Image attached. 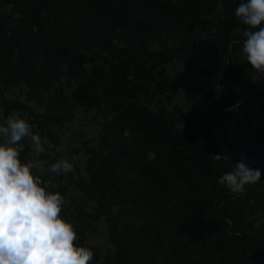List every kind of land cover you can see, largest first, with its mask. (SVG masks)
<instances>
[{"label":"trees","instance_id":"obj_1","mask_svg":"<svg viewBox=\"0 0 264 264\" xmlns=\"http://www.w3.org/2000/svg\"><path fill=\"white\" fill-rule=\"evenodd\" d=\"M11 1L17 18L6 32H0L3 88L37 82L30 85L32 95L37 88L43 94L48 92L43 101L47 126L67 122L74 104L111 109L101 138L105 152L87 159V197L99 209L115 207L123 236L131 239L130 245L122 240L117 246V262L159 264L160 259L162 264H183L182 249L167 253L162 247L170 215L181 210L190 217L206 213L218 224L207 235L208 248L218 251V256L230 250L229 241L238 240L243 245L235 264H264V217L256 228L239 227L233 232L226 227L227 221L234 225L242 219L246 206L249 213L253 209L264 214V170L259 169L260 181L246 185L239 199L230 190L224 195L208 187L218 183L236 163H246L247 158L257 157V151H264V104L250 138L243 136L222 144L214 143L212 130H217L218 124L211 112L190 120L181 116L187 121L181 133L173 130L177 118L173 114L130 108V98L136 94L147 95L151 85L161 90L168 84L162 76L163 64L175 58V52L185 51L181 47L195 28L207 22L216 5L222 8L223 18L215 23L222 40L235 29L245 32L247 26L235 15L245 0ZM239 38L228 52L224 47L227 60L242 52L244 37ZM152 42L157 43L158 51L148 49ZM60 67L76 80L71 101L61 91L50 89ZM244 69L251 67L247 63ZM234 83L242 99L238 108L248 110L254 98H248L241 80ZM147 151L155 154L154 159L161 158L160 167L145 157ZM236 152L242 155L236 157ZM216 156L219 159L213 158ZM261 183L263 188L257 191ZM164 199L176 201L169 209L161 204ZM237 200L245 205L237 207ZM113 233L114 226L108 232L110 238ZM141 242L146 245L143 252L131 248ZM212 258L201 257L198 264H211ZM95 261L96 256L90 264Z\"/></svg>","mask_w":264,"mask_h":264},{"label":"rangeland","instance_id":"obj_2","mask_svg":"<svg viewBox=\"0 0 264 264\" xmlns=\"http://www.w3.org/2000/svg\"><path fill=\"white\" fill-rule=\"evenodd\" d=\"M13 9L11 0H0V32H6L10 24L15 22L17 14L13 13ZM221 17L223 18L222 8L216 5L211 16H207V22L195 28L184 48L181 47V51H185L175 52L177 58L163 64L162 76L167 81L164 83H168L169 86L164 84V88L160 90L151 85L147 95L138 93L130 98V108L134 109L136 106L138 109L173 114L177 117L172 125L173 130L181 133L185 131L187 122L180 118L181 116L185 115L190 120L197 114L211 112L216 116L218 124L217 130H212L214 143H229L243 136L250 138L256 130L259 119L257 117L262 116L260 106L264 104V75L252 69H244L247 61L243 58L242 52L237 53L232 60H227L224 47L227 46L228 52L230 44L239 41L240 36L244 37V32L235 29L226 41L222 40L223 36L215 28V23ZM148 49L155 52L159 50L155 42L150 43ZM84 68L88 70L89 66L85 65ZM235 79L242 81V88L248 98H254V104L248 110L241 111L237 107V103L242 99L235 88ZM75 83L76 80L70 78L64 72V68L60 67L56 81L50 89L61 91L64 97L71 101L70 95ZM30 85H37V82L29 80L9 88H3L0 83V123L9 116H19L29 122L33 133L40 135L45 151L37 152L30 137H26L20 142L24 145V151L19 156L21 162L26 163L31 160L36 163L34 174L41 177L46 190L59 192L65 198L60 215L73 224L77 233L75 243L93 251L96 256L93 264H119L114 254L117 246L122 240L130 245L131 239L126 235L123 236L122 222L116 217L115 207L110 206L108 210L99 209L95 202L87 197L90 188L86 170L87 159L92 154L105 152L101 138L105 126L111 119V109L105 105H101L100 108H90L74 104L67 122L60 126H47L43 101L48 92L43 94L37 88L38 90L36 89L32 95ZM234 154L236 157L242 155L241 152ZM254 155L257 156L255 159L245 160L247 166L251 169L256 167L264 170V151H257ZM154 156L152 151H147L145 154L149 161H154L155 166L160 167L161 158L154 159ZM59 160H67L73 165V170L67 174L50 172V166ZM261 185L263 184L256 187L257 191L262 190ZM208 187L209 191L218 189L224 195L229 191L218 183ZM240 195L242 194H236L235 199H239ZM175 201V199L169 201L164 199L161 204L170 209ZM244 205V201H239L237 207L241 208ZM263 217L264 214L259 210L252 209L249 213L246 206L242 219L234 225L227 221L226 227L233 232L238 231L239 227L256 228ZM169 222L170 226L163 236L162 247L167 253L182 249L183 264H198L201 257L210 255L213 256L211 264L237 262L242 241H229L230 250L223 256H218L219 252L215 249L208 248L207 235L218 224L206 213L190 217L177 210L170 215ZM113 226L114 233L110 238L108 232ZM82 228L84 231L81 235ZM145 246V243L141 242L132 245L131 248L143 252ZM159 264H162L160 259Z\"/></svg>","mask_w":264,"mask_h":264},{"label":"clouds","instance_id":"obj_3","mask_svg":"<svg viewBox=\"0 0 264 264\" xmlns=\"http://www.w3.org/2000/svg\"><path fill=\"white\" fill-rule=\"evenodd\" d=\"M235 15L247 26L243 58L252 70L264 75V0H245ZM26 137L37 152L45 151L40 135L33 133L27 120L9 116L0 123V264H90L93 251L75 244L73 224L60 215L65 198L46 190L41 177L34 174L36 163L21 162L24 145L20 142ZM72 170L67 160H59L49 169L64 174ZM260 179L261 171L241 160L218 178V184L243 194L246 185Z\"/></svg>","mask_w":264,"mask_h":264}]
</instances>
